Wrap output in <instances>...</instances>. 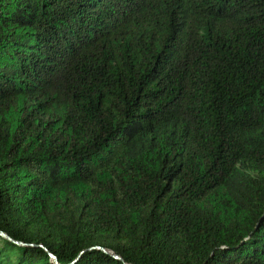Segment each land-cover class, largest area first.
<instances>
[{
    "label": "trees",
    "instance_id": "1",
    "mask_svg": "<svg viewBox=\"0 0 264 264\" xmlns=\"http://www.w3.org/2000/svg\"><path fill=\"white\" fill-rule=\"evenodd\" d=\"M0 232V264H264V0H0Z\"/></svg>",
    "mask_w": 264,
    "mask_h": 264
},
{
    "label": "water",
    "instance_id": "2",
    "mask_svg": "<svg viewBox=\"0 0 264 264\" xmlns=\"http://www.w3.org/2000/svg\"><path fill=\"white\" fill-rule=\"evenodd\" d=\"M0 235L4 236L1 232H0ZM102 251L109 253L111 256H113V257H115V258H117V259H119V260L121 259L119 256H115V255H113L112 252H109V251L104 250V249H102Z\"/></svg>",
    "mask_w": 264,
    "mask_h": 264
}]
</instances>
